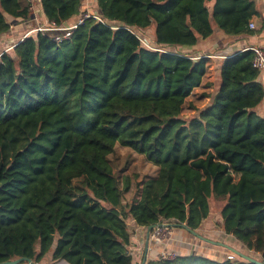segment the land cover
Wrapping results in <instances>:
<instances>
[{"label":"trees","instance_id":"16d2710c","mask_svg":"<svg viewBox=\"0 0 264 264\" xmlns=\"http://www.w3.org/2000/svg\"><path fill=\"white\" fill-rule=\"evenodd\" d=\"M31 4L0 0V36ZM83 6L40 0L49 28L76 24ZM88 14L60 42L58 30L32 31L0 53V262L134 264L129 219L198 231L212 197L223 202L218 228L264 263V118L255 111L264 88L253 52L223 58L209 102L182 114L206 72L205 57L182 49L215 28L228 38L261 33L264 19L249 28L261 17L255 1L95 0ZM152 25L154 48L138 35ZM117 142L156 175L119 180L108 159ZM232 254L146 264H256Z\"/></svg>","mask_w":264,"mask_h":264},{"label":"crops","instance_id":"0c3cea01","mask_svg":"<svg viewBox=\"0 0 264 264\" xmlns=\"http://www.w3.org/2000/svg\"><path fill=\"white\" fill-rule=\"evenodd\" d=\"M32 14L27 20H18L11 19L9 31L0 36V53L5 51L8 47L16 44L21 41L26 36L32 33L33 29L37 26H46L47 22L43 16L40 7V0H30ZM84 6L83 10L79 15H77L73 21L81 18V15L86 14L87 12L94 10L95 8V0H83ZM256 3L257 10L261 13V16L264 19V0H254ZM87 11V12H86ZM87 13V14H88ZM73 23V22H71ZM67 25V23L65 24ZM250 46H260L264 49V30L261 33L254 34L251 36H234L231 38L226 37L222 32L218 31L216 28L214 29L213 35L208 39H200L198 43L191 48L182 49L185 53H190L191 55H200L205 57L206 59V67L210 69L213 68V80L215 83L213 84V91L217 89L219 85V69L220 63L223 58L228 57L229 55L234 54L239 51L241 48L250 47ZM12 49V48H11ZM257 81L262 84L264 88V71H259V75ZM200 86V85H199ZM211 93V94H212ZM210 98L208 97V102ZM204 107V106H203ZM202 108V107H201ZM255 111L259 116L264 118V97L260 104L255 108ZM205 221V220H204ZM129 230L131 232V243L129 248L133 253V262L134 264H141L144 257V240H145V231L146 228L137 226L133 223L132 219L128 220ZM205 222L202 223V225ZM171 235L160 242L153 241L149 239L146 259L144 264L147 261L154 260L157 258V254L161 250H170L173 251L178 256H187V255H201L203 257L216 259V255L220 254L221 251L213 247L207 246V242L196 237L195 235L189 233L187 230L179 227H172ZM212 230L207 229V234ZM220 236H224L228 238V242L230 245L234 246L237 250L243 252V248L240 242L235 240L229 235L224 234L220 229L217 230ZM200 235L215 241L210 235L207 236L204 233H200ZM215 238V237H214ZM203 251H207V254H203ZM214 252V253H213ZM226 254V251L223 255ZM39 264H67L64 261H51L50 256L45 258V260Z\"/></svg>","mask_w":264,"mask_h":264},{"label":"rangeland","instance_id":"374dc122","mask_svg":"<svg viewBox=\"0 0 264 264\" xmlns=\"http://www.w3.org/2000/svg\"><path fill=\"white\" fill-rule=\"evenodd\" d=\"M92 13V11H90ZM82 17V15H81ZM263 17H255L252 19L253 27L252 29L257 30L261 23ZM70 26V25H64ZM154 26H150L140 32L138 35L141 41L151 48H154V44L152 42V33H153ZM211 65L206 67V72L202 78L200 86L195 87L191 94L186 98L182 114L184 116H189L196 112L201 107L205 106L208 103V97L212 93L213 84L215 80H213V68H209ZM109 162L112 166L113 171L118 176L119 180L122 179L123 175H129L131 177V183L134 185L136 182L143 180L144 178H151L154 177L157 173V167L155 164L147 161L144 156L136 151L131 150L127 146L121 145L119 142L115 144L114 152L108 156ZM133 189V188H132ZM132 189L127 191L124 194L126 200L131 198ZM222 201L215 198H210V214L208 218L205 219V223L201 226L198 230L200 233H204L207 236H211L215 241L226 244L230 247L235 248L234 246L230 245L228 242V238L220 236L219 232L217 231L218 223L220 222V207L222 205ZM207 229L212 230L207 234ZM207 232V233H206ZM215 237V238H214ZM206 242V241H205ZM207 246L213 247L215 251L216 249L220 250L221 253L216 255V259H225L228 254H231L226 247L222 245L212 244L207 242ZM236 249V248H235ZM226 251V254L223 253ZM214 253V252H213ZM203 254H207V251H203ZM246 254V253H245ZM248 255V254H247Z\"/></svg>","mask_w":264,"mask_h":264},{"label":"built area","instance_id":"2783aa9c","mask_svg":"<svg viewBox=\"0 0 264 264\" xmlns=\"http://www.w3.org/2000/svg\"><path fill=\"white\" fill-rule=\"evenodd\" d=\"M88 16H89V14H87V13L83 14L81 19H79V21L76 24H73L71 26L49 28L46 26L39 25L36 28H34L33 31L44 32L48 29L58 30V31H60V33L57 34L54 39H55V41L60 42L63 39L68 38L71 35L72 30L75 29L77 27V25L81 23L82 18H86ZM252 27H253V23L251 20L249 22V28H252ZM16 44H13L12 46H10V48L14 47ZM10 48L8 47L5 51H7ZM248 49H250L253 52L252 66L259 71H264V49L260 46H250V47H247L243 50H248ZM171 229H172V227H168V226L156 227L151 231L150 239L153 241H156V242H160L164 239H167L171 235V231H172ZM175 256H176V254L173 251L161 250L158 252L156 259H158V260H160V259L161 260L173 259ZM227 258L233 259L234 255L232 253L228 254Z\"/></svg>","mask_w":264,"mask_h":264},{"label":"water","instance_id":"95a60500","mask_svg":"<svg viewBox=\"0 0 264 264\" xmlns=\"http://www.w3.org/2000/svg\"><path fill=\"white\" fill-rule=\"evenodd\" d=\"M163 226H168V227H179V228H183L185 230H187L189 233L195 235L196 237H199L200 239L206 241V242H210L212 244H216V245H222L224 247H226L229 251H231L232 253H234L235 255L243 258V259H246L250 262H253V263H256V264H264L263 262L245 254V253H242L241 251L233 248V247H230L226 244H223V243H220V242H217V241H213V240H210L202 235H200L197 231H194V230H191L189 229L185 224H168V223H154V224H151V225H148L146 227V231H145V240H144V257H143V260L141 262V264H144L145 262V259H146V252H147V246H148V241L150 239V234H151V231L156 228V227H163ZM22 261H27L28 264H34L32 262L31 259L29 258H26V257H20V258H17V259H13V260H10V261H4V262H0V264H18Z\"/></svg>","mask_w":264,"mask_h":264}]
</instances>
